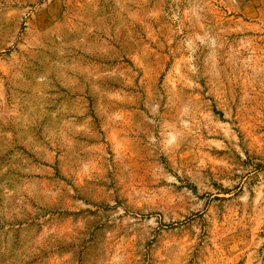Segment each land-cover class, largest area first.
Returning a JSON list of instances; mask_svg holds the SVG:
<instances>
[{
    "label": "rangeland",
    "instance_id": "rangeland-1",
    "mask_svg": "<svg viewBox=\"0 0 264 264\" xmlns=\"http://www.w3.org/2000/svg\"><path fill=\"white\" fill-rule=\"evenodd\" d=\"M0 264H264V0H0Z\"/></svg>",
    "mask_w": 264,
    "mask_h": 264
}]
</instances>
